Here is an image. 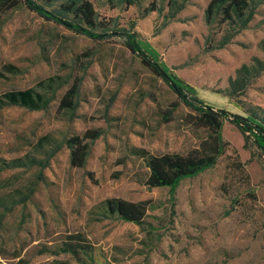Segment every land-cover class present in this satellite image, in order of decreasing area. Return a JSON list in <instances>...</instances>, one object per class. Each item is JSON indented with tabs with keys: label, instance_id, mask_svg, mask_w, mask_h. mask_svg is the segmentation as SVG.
I'll list each match as a JSON object with an SVG mask.
<instances>
[{
	"label": "rangeland",
	"instance_id": "rangeland-1",
	"mask_svg": "<svg viewBox=\"0 0 264 264\" xmlns=\"http://www.w3.org/2000/svg\"><path fill=\"white\" fill-rule=\"evenodd\" d=\"M36 1L58 10L63 0ZM89 1L99 22L135 32L168 78L264 121V0H247L242 17L225 4L209 13L211 0ZM28 88L44 108L0 106V264H264V160L228 121L214 166L174 191L145 184L131 147L185 154L204 131L123 38L92 40L19 0L0 14V95ZM89 130L99 135L74 167L66 142ZM110 198L145 202L142 223L107 213Z\"/></svg>",
	"mask_w": 264,
	"mask_h": 264
},
{
	"label": "trees",
	"instance_id": "trees-1",
	"mask_svg": "<svg viewBox=\"0 0 264 264\" xmlns=\"http://www.w3.org/2000/svg\"><path fill=\"white\" fill-rule=\"evenodd\" d=\"M19 0H0V14L13 9ZM24 5L40 17L62 24L75 33L84 35L92 40L101 41L112 36L123 38L128 50L135 54L140 61L152 72L162 78L169 88L177 95L180 102L194 114H189L185 122L193 130L202 129L204 135L199 138L196 148L185 154L163 153L154 155L143 147H131V154L140 157L149 170L145 184L148 187H168L174 191L179 183L186 178L196 176L200 172L214 166L220 156L225 154L229 142L222 136L224 121L235 126L244 140L250 139L260 151L264 160V121L253 111L247 115L232 113L225 109H217L206 104L202 99L186 89L180 83L168 78L161 71L159 63L151 57L138 43L135 32L126 29L110 28L97 20L95 8L89 0H63L58 10H49L36 0H23ZM226 5L222 10L230 17L232 12L238 17L244 15L247 0H211L208 12ZM101 30H98L100 29ZM13 72V66L7 65ZM47 101L43 95L32 88L11 90L0 95V106L19 105L29 109H42ZM61 107H72V98L65 96L60 101ZM99 131H85L82 137L72 136L67 140L70 149V164L81 167L88 153L87 139L97 138ZM241 168L242 163L238 162ZM105 209L109 214H117L124 221L140 224L146 214L145 202H130L120 198H110L105 202ZM74 256H79V248L68 244L62 249ZM58 264H65L59 262Z\"/></svg>",
	"mask_w": 264,
	"mask_h": 264
},
{
	"label": "water",
	"instance_id": "water-1",
	"mask_svg": "<svg viewBox=\"0 0 264 264\" xmlns=\"http://www.w3.org/2000/svg\"><path fill=\"white\" fill-rule=\"evenodd\" d=\"M162 73L164 74V75H166L163 71H162ZM167 76V75H166Z\"/></svg>",
	"mask_w": 264,
	"mask_h": 264
}]
</instances>
